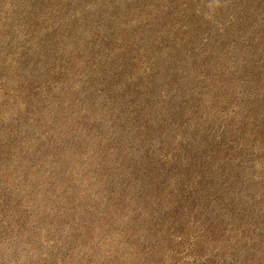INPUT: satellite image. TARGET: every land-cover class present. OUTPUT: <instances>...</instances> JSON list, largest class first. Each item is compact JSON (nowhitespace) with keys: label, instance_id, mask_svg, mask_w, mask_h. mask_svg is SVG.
<instances>
[{"label":"rangeland","instance_id":"374dc122","mask_svg":"<svg viewBox=\"0 0 264 264\" xmlns=\"http://www.w3.org/2000/svg\"><path fill=\"white\" fill-rule=\"evenodd\" d=\"M0 264H264V0H0Z\"/></svg>","mask_w":264,"mask_h":264}]
</instances>
